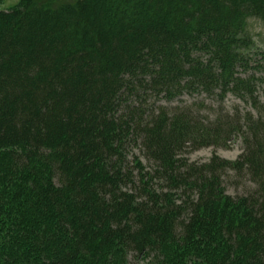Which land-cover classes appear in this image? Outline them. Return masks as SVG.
I'll list each match as a JSON object with an SVG mask.
<instances>
[{"label":"trees","instance_id":"1","mask_svg":"<svg viewBox=\"0 0 264 264\" xmlns=\"http://www.w3.org/2000/svg\"><path fill=\"white\" fill-rule=\"evenodd\" d=\"M25 1L0 9V264H264V0ZM186 92L253 110L161 102Z\"/></svg>","mask_w":264,"mask_h":264},{"label":"rangeland","instance_id":"2","mask_svg":"<svg viewBox=\"0 0 264 264\" xmlns=\"http://www.w3.org/2000/svg\"><path fill=\"white\" fill-rule=\"evenodd\" d=\"M24 2L26 1L25 0H0V9L11 10L14 8H18L22 6ZM71 2L73 1L72 0H36V3L38 5L45 3L55 8H59ZM248 29L252 35L256 49L260 50V52L264 51V22L256 17H252L248 21ZM257 90H258L260 99L264 103V85H259L257 87ZM197 100H204L205 103L211 104L214 107H218L220 104H222L228 111H233L235 108H239L240 111H243V112H245L246 110H253V108L248 102H246L245 100H242L239 97H236L232 93H227L223 102H219L217 97L213 95L208 96L204 92L202 93H187L186 92L169 101L162 99L161 102L163 104L175 105V104L191 103ZM243 147H244L243 139L241 137H237L226 147H214V146L202 147V148L188 152L187 156L189 157L190 161H195V162H200V163L208 161L215 154L227 160L233 161L237 159L238 156L242 153ZM133 152L138 154L143 160V162L146 164V166L149 167L148 162L146 161L145 157L140 152L139 148L134 147ZM232 180H231V177H228L225 180L227 193L231 195L243 193L246 190V188L252 184L248 180L245 181L247 185H244V183L242 182L239 183V182L232 181ZM150 260L152 261L153 258L152 257L150 258L149 256L146 258H142V257L136 256L134 253H129L128 261L126 264H148Z\"/></svg>","mask_w":264,"mask_h":264}]
</instances>
